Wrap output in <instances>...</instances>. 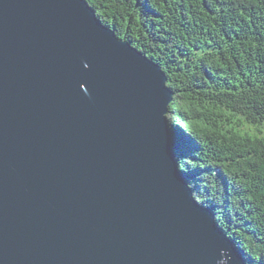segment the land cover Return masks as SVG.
I'll return each mask as SVG.
<instances>
[{
  "label": "water",
  "instance_id": "obj_1",
  "mask_svg": "<svg viewBox=\"0 0 264 264\" xmlns=\"http://www.w3.org/2000/svg\"><path fill=\"white\" fill-rule=\"evenodd\" d=\"M86 0H0V264H248L172 148L174 93Z\"/></svg>",
  "mask_w": 264,
  "mask_h": 264
},
{
  "label": "trees",
  "instance_id": "obj_2",
  "mask_svg": "<svg viewBox=\"0 0 264 264\" xmlns=\"http://www.w3.org/2000/svg\"><path fill=\"white\" fill-rule=\"evenodd\" d=\"M86 1L166 73L183 175L248 264H264V0Z\"/></svg>",
  "mask_w": 264,
  "mask_h": 264
}]
</instances>
